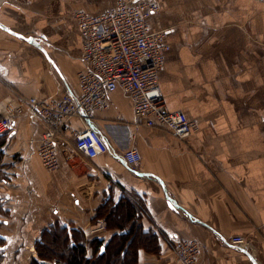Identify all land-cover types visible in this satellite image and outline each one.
Listing matches in <instances>:
<instances>
[{
    "label": "crops",
    "instance_id": "0c3cea01",
    "mask_svg": "<svg viewBox=\"0 0 264 264\" xmlns=\"http://www.w3.org/2000/svg\"><path fill=\"white\" fill-rule=\"evenodd\" d=\"M115 1L0 0V113L11 115L31 96L78 94L84 61L73 13L103 11ZM149 1L160 5L151 27L168 29L171 46L160 73L167 106L185 112L194 132L179 139L165 127L135 124L131 100L118 90L93 119L109 152H74L80 123L73 118V130L64 132L68 150L50 170L37 155L45 125L27 105L11 115L1 147L0 237L29 252L57 222L90 236L100 207L128 202L130 191L138 228H157L158 251L139 248L136 264H175L174 239L187 238L203 243L196 264H264V2ZM130 147L140 152L134 167L124 157ZM103 222L97 233L109 239L118 228ZM233 235L252 246L240 249Z\"/></svg>",
    "mask_w": 264,
    "mask_h": 264
},
{
    "label": "built area",
    "instance_id": "2783aa9c",
    "mask_svg": "<svg viewBox=\"0 0 264 264\" xmlns=\"http://www.w3.org/2000/svg\"><path fill=\"white\" fill-rule=\"evenodd\" d=\"M159 11L160 5L149 0H117L108 9L97 12L75 10L73 17L81 33L84 61V68L78 72L80 92L65 91L56 100L31 96L9 109L11 115L22 114L31 105L30 114L44 123L37 148L44 167L59 169V153L68 150L64 132L73 130V118L80 123L73 131L74 152L88 158L109 152V145L93 119L96 112L109 107L110 97L118 90L130 98L135 124L165 127L179 139L194 132L195 122L185 112L168 108L161 86L160 73L171 46L167 41L168 29L151 27L150 19ZM11 115L0 113V135L9 130ZM124 157L134 167L140 152L130 147ZM230 239L245 251L252 246L242 235ZM178 243L180 262L194 264L203 248L201 242L191 238Z\"/></svg>",
    "mask_w": 264,
    "mask_h": 264
},
{
    "label": "trees",
    "instance_id": "16d2710c",
    "mask_svg": "<svg viewBox=\"0 0 264 264\" xmlns=\"http://www.w3.org/2000/svg\"><path fill=\"white\" fill-rule=\"evenodd\" d=\"M5 135H0V162L2 159V146L5 143ZM132 204V205H131ZM123 202L120 201L118 204L113 205L109 210L104 211L105 206H101L99 209V213L97 218L106 221V225L109 229L118 228L116 232L109 238L96 236L90 240L93 248V256L88 258L85 257V253L87 251L86 244L80 239L78 236H82V233L74 232V234L68 235V230H66L65 234H60L58 230H56L53 235L52 242H60L61 239L63 243L65 239L67 243L69 242L70 237H75L69 242V246L65 247L66 252L57 253L56 263L57 264H136L138 258V250L141 247L146 248L148 251L156 252L158 251V247L155 244L157 242L156 233L152 232H144L141 231L138 227H141L136 221V217H138L139 213L135 209V204L131 202ZM134 205V206H133ZM114 208V209H113ZM0 210H2V205L0 203ZM136 221V225L134 226V222ZM46 233V232H45ZM54 233V232H53ZM137 233H141L142 235L138 236ZM46 234L39 239V245L43 244L45 239H47ZM146 235V236H143ZM78 237V238H77ZM141 238V239H140ZM0 240L2 241L1 237ZM137 243L136 247L130 249V245L132 246ZM1 250V246H0ZM50 251V249H49ZM61 251V250H60ZM42 252V248H41ZM1 253V251H0ZM63 253L65 256L63 257ZM131 253L132 256L129 255ZM4 254V253H3ZM40 254V253H39ZM43 254V253H42ZM41 256V255H40ZM1 260V259H0ZM1 264V262H0ZM32 264H50L46 261H41L36 259L32 262Z\"/></svg>",
    "mask_w": 264,
    "mask_h": 264
},
{
    "label": "rangeland",
    "instance_id": "374dc122",
    "mask_svg": "<svg viewBox=\"0 0 264 264\" xmlns=\"http://www.w3.org/2000/svg\"><path fill=\"white\" fill-rule=\"evenodd\" d=\"M260 1L264 2V0H256L257 3H260ZM122 197H124V196H122ZM125 199H127L129 201H132V203L135 204V209L136 210L139 209V205H138V202H137V195L135 193L128 191V193L125 194ZM110 208H111L110 206H105V208H104L105 210L104 211L106 212V210H109ZM0 213L6 214V211H3V207H2V210H0ZM137 213H139V212L137 211ZM96 221L97 222L93 223V227L90 229V234H91L90 236H87V233L86 232L84 233L82 228L75 227L71 223H59V222L54 223L51 226H49L47 229H45L43 231V233H41V236L36 240L35 244H33L31 247H29L30 249L26 247V250L29 249V252H27V251L24 252L23 251L24 248H22V246H24V244L21 243L20 246H18L19 248L16 249L15 247H16L17 244H15V246H14V244H13L14 241L12 239L9 240V239H7L5 237H1L2 241L0 240V246H1V250H0L1 251V253H0V259L1 260H0V262H1V264H5V263L6 264H32L33 261L38 259V260H41V261H46V262H48L50 264H57L56 263L57 259L54 258V257H57V253L66 252L65 251V247H67V245L69 246L70 240H72L75 237H70L68 243H67L66 239H65L64 243H63L62 239H61V243L59 241L57 243L56 242H52L53 241L52 237L56 233L55 232L56 230H58V232L60 234L66 235L65 234L66 230H62V229H66V228H67V230L69 232L68 235L72 236L74 234V232H79V233L83 234V237L82 236L81 237L78 236V237L80 239H82L84 244H86L87 251L85 253V257L88 258L90 256H93L94 255L93 252H92L93 248H92V244L90 243V240L92 238L96 237V236H100L101 234L98 235L97 232L102 231L105 228L104 222L102 220L97 219ZM133 224L135 226L136 225V221ZM96 229H99V230L95 231ZM153 231L156 232L157 228H156V230H153ZM43 234H46L45 236H47V239H45L43 244L39 245L38 241L43 236ZM137 235L140 236L142 234L141 233H137ZM143 236H146V235H143ZM187 239H191V238H187ZM194 239H196V238H194ZM174 240H175V242L173 243V247H172V252H173V256H174V263L175 264H182L180 262V260H182V259L180 258L179 254L177 252V244L179 245L178 242L183 241L185 239H174ZM201 244L203 245V243H201ZM136 245H137V243H135L133 246L131 244L130 245V247H131L130 249L134 250L133 248L136 247ZM180 245H181V243H180ZM6 247H8L7 251L5 249ZM41 248H42V252H41ZM49 249H50V251H49ZM202 252H203V248H202L201 253ZM129 255L132 256L131 253H129ZM64 256H65V254L63 253V257ZM196 261H197V258H196ZM196 261H195L194 264H196Z\"/></svg>",
    "mask_w": 264,
    "mask_h": 264
},
{
    "label": "water",
    "instance_id": "95a60500",
    "mask_svg": "<svg viewBox=\"0 0 264 264\" xmlns=\"http://www.w3.org/2000/svg\"><path fill=\"white\" fill-rule=\"evenodd\" d=\"M0 24H2V23H0ZM9 31H11V32H13V33H15V34H18V35H20V36H23L22 34H20V33H18V32H15V31H13V30H11V29H8ZM29 40L31 41V40H34V38L32 37V38H29ZM40 46V45H39Z\"/></svg>",
    "mask_w": 264,
    "mask_h": 264
},
{
    "label": "bare ground",
    "instance_id": "6f19581e",
    "mask_svg": "<svg viewBox=\"0 0 264 264\" xmlns=\"http://www.w3.org/2000/svg\"><path fill=\"white\" fill-rule=\"evenodd\" d=\"M165 239V238H164Z\"/></svg>",
    "mask_w": 264,
    "mask_h": 264
}]
</instances>
